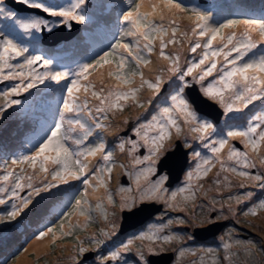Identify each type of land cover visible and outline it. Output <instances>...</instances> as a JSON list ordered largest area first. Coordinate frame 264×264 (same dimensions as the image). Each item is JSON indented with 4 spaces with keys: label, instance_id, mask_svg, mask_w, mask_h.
Segmentation results:
<instances>
[{
    "label": "rangeland",
    "instance_id": "rangeland-1",
    "mask_svg": "<svg viewBox=\"0 0 264 264\" xmlns=\"http://www.w3.org/2000/svg\"><path fill=\"white\" fill-rule=\"evenodd\" d=\"M3 0H0V7H3ZM129 0H85L83 6V14L85 15V22L78 23L76 21H68L67 24L64 23L66 27H72V23H78L79 28L83 29L75 38L71 41L63 43L61 48H66L71 45L75 46V52L73 54H78L83 51H87L93 47H98L100 44H104L102 53H100L95 59L103 55L105 52L110 51L112 45L116 43V35L113 27L117 23L125 25L123 23V9L126 7V4ZM218 1L222 0H180V2L188 9L185 13L177 14V23L179 25V31L177 33L178 38L180 33L189 30V36L184 37L179 44H169L165 49V53L168 55L178 54L179 55V72L173 73L169 69L173 66L169 60H165L159 56V41L155 42V51L148 57L151 60V64L143 68L145 80L155 81L157 76L161 77L160 91L158 93L149 89L147 84H145L136 94L135 100L129 98L127 101H120L123 110L112 109L106 113H98L95 111V106L99 103L94 98L91 97V93L87 94L89 98V107L91 108L92 115L85 116L89 117V120L86 124L91 127L92 135L86 141L87 145L94 146L97 143L103 142L106 145L108 151L113 152V161L114 164L110 163L109 166H112L113 170L111 173V178L109 179L108 174L104 173V179L107 183V188L99 187L96 190H93L92 187L86 186L82 183L84 177H81V180H72L70 179L66 184H59L57 187L50 189L48 192H41L39 196L33 194L32 202L27 208H25L20 215L16 216L15 219H10L7 217V213L11 210V204L16 203L20 204V200L16 198L9 199L11 196V189L14 183V179H10L7 183L3 181L2 177L6 171L12 169L14 166L11 164L13 159L20 158L24 155L30 154L34 149L36 144L40 143L42 139L48 134L51 126L49 120L52 116H57L62 112L63 99L65 97V92L59 90V94L55 97L51 105L43 108V105H35L32 103L29 106L28 111H40V125L39 132L35 139L31 140L32 133L29 131V136H24L21 141L23 143L22 149H17L14 151L16 156L9 157L8 152H5L6 158L0 157V189H8L7 192L0 191V199H4L6 203L0 204V258L4 257L3 260L0 259V264H17L18 259L29 250L32 245L37 243L35 237L40 231L46 230L48 227H53L55 231V240L53 239V234L50 233L48 236L51 237V242L49 247L44 250L36 251L35 249L30 248V262L27 264H76V261L79 260L80 264H91L82 262V258L76 255V248L80 245L78 241L83 242V246L88 249L98 250L102 255L99 256H108L112 251L121 250L122 255H130L129 260H125L122 264H135V249L141 243L147 245L149 242L147 240L140 241L135 240L134 237L141 235H132V238H127L121 236L118 232L119 224L121 221V212L123 209L129 207H122L125 204H132L133 199L135 203L140 200V197H137L133 192L137 190H147L151 187L150 182H154L153 178L156 177L158 171L155 173H146L143 175L141 171L147 169L151 161L145 160L142 164H136L135 159H143V157L148 155V147L142 146L138 150L129 154V145L125 144V149L123 152L120 151L118 145L121 140H127L129 138L134 139L139 142L140 145L144 144V141L135 136L133 133V128L137 127L139 124L149 121L152 115L158 113L160 107L166 106L170 103V96L175 94L178 88L184 83L179 79L181 73L186 71V69L192 64L199 61L203 48L197 49L195 53L190 51V46L192 43L199 40L200 43H204L207 38L200 39L199 37L192 36L190 33L191 22L185 17L192 14V10L203 13L209 17V25L212 27L219 26L220 24L226 23L228 20L232 19H249L248 17L241 15L238 10H231L232 14L221 15L219 14L220 10L223 9V12L228 11V8L225 7V4H229V1H226L225 4L218 5ZM46 5H51L55 7H67L69 4L74 3L75 0H41ZM129 4V3H128ZM97 8L100 12L103 10L104 19H99V15H96L94 9ZM5 12L11 11L5 9ZM108 10V11H107ZM127 7L125 11H127ZM4 15L0 14V25L4 24ZM63 18L61 17H52L48 16L46 18L49 21V26L53 28L58 22ZM7 21V18H6ZM2 26L0 28V34L3 33L9 38L14 39L10 31L6 32V29ZM125 26H121L117 39H123L122 30ZM235 31L238 36L244 31L243 25L237 26L235 29H225V36L230 32ZM40 34V32H39ZM60 34H62L60 32ZM16 34H14L15 36ZM171 32L169 31V36ZM66 37V36H65ZM87 38H89L87 40ZM127 41H121L123 43L133 42V38L129 37ZM255 39H259L258 34H254ZM168 39V37H165ZM17 43H20L22 46L26 47L25 44L20 41L18 38L14 39ZM220 41L214 43V47L219 46ZM36 47L44 48L39 42L35 43ZM54 48V47H51ZM62 51L60 45L57 47ZM77 50V51H76ZM263 51V49H260ZM29 55H39L29 51L25 53V56ZM62 58H67L69 56H63ZM147 56V54H145ZM48 60L52 57H47ZM220 63H223V58L219 57ZM24 57H19L16 60L11 61L12 63H23ZM210 63V61H209ZM82 65V63L80 64ZM79 65V66H80ZM79 66L75 69L78 70ZM208 65H203L202 68L207 67ZM36 68L37 72H43L44 69L40 63H37L33 66ZM53 71H68L69 69H59L52 62L51 66ZM114 69L115 65H106L103 69H100L99 72L93 73L89 77L91 81L95 84V89L100 90L101 87H104L105 92L109 88L116 85L114 78L108 76L109 68ZM219 68V65H218ZM27 71V70H25ZM103 75V85L100 83V74ZM201 73V69H196L190 76H185V81L195 82L193 77L198 76ZM219 76L218 71H214L212 76L205 78L202 84L205 86L214 82ZM189 77V79H186ZM19 83V81H0V90L11 87L13 84ZM27 83V81H25ZM64 83V82H61ZM87 81H82V84H86ZM201 83H197L201 88ZM48 84V85H47ZM166 84V88H165ZM7 85V86H5ZM52 85H58L55 82L45 81L43 84L37 83L36 87L31 88L27 91V95H30L37 99L39 91L48 86L53 88ZM140 85V77L135 78V83L133 85L122 86L123 91H127L130 87L135 88ZM162 89H165L162 91ZM167 90H171L167 93ZM23 93V92H22ZM21 95V93H20ZM81 99L85 98L83 91L78 93ZM185 95V93H184ZM226 94V99H227ZM19 96H12L10 99H18ZM186 97V96H185ZM187 98V97H186ZM21 100V99H18ZM38 102V100H36ZM40 101H43L40 99ZM149 101H151L149 103ZM4 104L3 98H0V105ZM220 104V103H219ZM142 105V106H138ZM221 105V104H220ZM222 106V105H221ZM250 106V105H249ZM223 107V106H222ZM224 108V107H223ZM249 108V107H248ZM247 108V109H248ZM225 109V108H224ZM247 109L242 111H233L231 113L226 112V116L223 119L221 125L214 124L211 122L213 131L208 133H203L204 139L201 140L198 137L200 133L192 132L189 130L190 127L195 125H186L183 123L182 119H178V123L181 125L183 131L177 135L175 129H172V138L164 142V147L161 149L159 158L164 154V151L171 147L176 140L180 139L181 141L188 144L191 149L190 158L188 159L191 163L187 166L184 174L182 175L180 182H176L175 189H169L171 184H168V176L165 181L164 187L167 189L165 193V200L171 195L172 192H177V199L174 203L179 205L177 210L170 208L168 203H165L164 200H156L151 198V201L164 205L166 211L169 213L165 221L152 226L151 229L146 231L144 234H151L156 232L157 236L161 239L156 240L152 243L154 248L153 253H171L172 256L169 259L165 257L163 261L159 264H213V260L219 257L217 264H264V210L258 209L257 215H244L246 211L252 208L254 205L258 204L259 201L264 200V188L260 187L259 181L243 179L232 173H220L219 179L222 181L220 185H216L214 181L218 178L217 173L219 172L220 166L217 164L212 170L208 173L206 177H202L200 180H196L195 176L191 181L192 188L189 191L179 193L180 188H187L189 181L187 180V174L189 172L195 173V169L198 164L201 163L203 157H211L212 153L208 148L205 147V144H210L213 140L219 139L221 135L227 133L229 130L245 128L248 125V119L246 118L245 112ZM237 113L238 119H243L240 125H232L229 123L233 113ZM243 113V115H241ZM19 111L15 108V105H12L9 108H6L2 114H0V137L2 131L8 125L10 121L16 119L15 117L19 115ZM262 114V113H259ZM258 114V115H259ZM200 122L210 121L206 118L200 117L197 114ZM107 117V118H105ZM46 120H48L46 122ZM101 120L102 127L97 128L94 121ZM85 122V121H84ZM15 128H18L17 123ZM229 123V124H228ZM27 125H24L26 127ZM24 127H21V131L17 133L18 137L21 133H25L26 130ZM110 129V130H109ZM125 133L126 135H122ZM155 132L149 131V135H155ZM79 135V132L76 133ZM230 141V144H234L237 148H242L241 140L238 138ZM15 137L5 138V143L9 147H15L16 143ZM1 144V142H0ZM1 146V145H0ZM75 148V146H72ZM141 150V152H140ZM19 153V154H18ZM196 153H200V156H196ZM228 149L225 148L221 156L222 158H227ZM261 153L264 154V147L261 148ZM4 154V153H3ZM4 154V155H5ZM180 155V154H179ZM1 156V155H0ZM155 159V158H154ZM159 159L155 160L156 161ZM89 181L91 185H96L98 181L94 176L91 175V171L97 167L102 166L103 161L101 160L100 154L96 157H89ZM157 164V163H156ZM26 174H32L33 169H30L27 164L23 165ZM156 168V167H155ZM243 170V169H241ZM19 172V168L16 169ZM39 171L38 169L36 170ZM253 175L260 174L264 175V166H261L257 162V167L255 169H250ZM128 175V183L125 184L121 181V176L123 174ZM160 174V171H159ZM44 175L39 174V176L33 181V186H39L41 180H43ZM99 175V174H98ZM126 175V176H127ZM161 175V174H160ZM159 175V176H160ZM227 175L230 178L231 186H226L223 183V177ZM139 176V182L137 183V177ZM147 177V178H145ZM92 178V179H91ZM48 181H51L50 173L47 174ZM243 182L245 187L241 188L240 183ZM52 183H56L52 181ZM199 185H203L202 188ZM87 188V195H85V189ZM121 189H124L123 191ZM134 189V190H133ZM75 190V194L71 197L69 196L70 192ZM17 195L19 197H27L29 192L32 189L25 187L22 191L17 189ZM195 193L194 199H189L185 201L183 198L185 196H190L192 193ZM251 192L253 195L251 198L245 199V193ZM111 195L112 202L110 203L107 199V196ZM231 197V199H229ZM239 198L240 202H237ZM58 199V200H57ZM74 199V200H69ZM33 200L40 201L45 200L48 208L40 211L42 215L38 218L35 225L27 228V225H31L30 213L35 210L36 203H33ZM69 200V202H68ZM87 200L88 205H90V215L92 220L87 223L85 226V218L78 215H66L68 213H73L76 207V201ZM54 201V203H53ZM214 201V203H213ZM69 203V204H68ZM134 203V204H135ZM50 204V205H49ZM97 204H100V207H96ZM133 205V204H132ZM215 212V215H214ZM177 213V214H175ZM75 217L77 220L75 221ZM215 217L216 220L226 221L227 225L222 229L221 227L217 232L212 233V229L203 231V238L208 237V240L204 242L198 241V238L194 235V230L198 228L208 227L211 223L217 222L216 220L212 221ZM183 219L184 224H180L179 220ZM39 221V222H38ZM75 221V222H74ZM212 221V222H211ZM63 222L64 228L63 232L61 231L60 225ZM79 225V226H77ZM71 226V227H70ZM33 227V228H32ZM89 228L88 232H81L82 229ZM159 229V231H157ZM71 232V235H64V233ZM76 232V233H75ZM16 233L17 240L15 244L8 246L11 242L12 236ZM33 234L27 241V237ZM104 233H107L105 235ZM30 234V235H29ZM165 235H176L181 239L173 240L171 242H164L163 236ZM90 237H95L97 241H103L102 244L97 245L95 242L90 241ZM212 237V238H211ZM210 238V239H209ZM130 239H133V244L131 245V252H124L122 245L127 243ZM236 241L240 242H251L248 245V251L243 247L237 248ZM18 243V244H17ZM229 243L233 245L230 250H225L223 245ZM12 247V248H11ZM10 249V250H8ZM116 249V250H113ZM93 250H91L93 252ZM87 251V252H88ZM183 251V254H181ZM238 253V255H237ZM94 252L91 256H93ZM152 254V253H151ZM231 255L232 259L229 261H224V255ZM121 255V257H122ZM145 255L148 257L150 254L147 253L145 249ZM90 256V257H91ZM100 263V262H99ZM150 264V263H149Z\"/></svg>",
    "mask_w": 264,
    "mask_h": 264
},
{
    "label": "snow or ice",
    "instance_id": "snow-or-ice-1",
    "mask_svg": "<svg viewBox=\"0 0 264 264\" xmlns=\"http://www.w3.org/2000/svg\"><path fill=\"white\" fill-rule=\"evenodd\" d=\"M21 2L28 6L39 9L52 17L63 18V23L68 21H76L78 23L85 22V15L83 14V6L85 0H75L74 3L67 7H55L46 5L41 0H21ZM188 9L180 2V0H129V8L123 13V23L125 24L122 30V35L125 37H132L133 42L123 43L117 41L112 45L110 51L105 52L91 63H85L79 66L75 72L68 71H53L51 61L39 55L25 56L29 50L27 47L17 43L14 39L7 35H0V81H19L11 87L0 90V98H3L4 104L0 105V114L6 108L12 105H18L20 100L10 99L12 96H18L22 92H27L29 89L36 87L37 83L43 84L45 81L55 82L61 84L64 82L65 97L62 103V112L59 121L55 122L54 126L50 128L48 134L35 147V149L27 155L20 158L13 159L11 164L12 169L6 171L2 179L8 182L14 179L11 189V196L9 199L16 198L20 200V204H11V210L7 213V217L15 219L16 216L29 206L32 202V196L35 194L39 196L41 192H48L50 189L57 187L59 184H66L70 179L81 180L86 186L92 187L93 190L99 187L107 188V183L104 179V173L111 178L112 166L114 164L113 152L106 149L103 142L97 143L94 146L87 145L86 141L92 135V129L86 122H84L82 114L88 116L92 115L89 107V98L87 94L90 92L91 97L99 103L95 106V111L98 113H106L112 109L123 110L120 101H127L129 98L135 100L137 92L145 84L148 88L158 93L160 91L161 77L157 76L155 81L145 80L143 68L151 64L148 58L155 51V42L159 41V56L172 63L169 69L171 72H179L178 62L179 55H168L165 49L169 44H179L182 38L189 36V30L180 33L178 38L179 25L177 23V14L185 13ZM0 14L6 18L16 19L14 12H5L3 7H0ZM191 22L190 33L192 36L200 39L207 38L202 44L197 40L190 46V51L195 53L197 49L203 48L204 51L198 62L192 63L186 71L180 74L179 79L184 83L178 88L175 94L170 96V103L166 106L160 107L158 113L152 115L151 119L145 123L139 124L133 128L135 136L140 137L144 144L140 145L134 139L121 140L118 147L121 152L125 149V144L129 145V154L138 150L139 147H148V155L143 159L136 158V164H142L145 160L151 161L152 164L144 173H155V160L159 159L161 149L164 147V142L172 138V129H175L179 135L183 129L178 123V119H182L186 125H195L189 130L196 133H208L210 130L215 131L211 123L200 122L195 109L192 107L189 100L184 95V90L190 87L191 84L185 81V76H190L196 69H201V73L193 77L196 83H201L206 77L212 76L214 71L219 72V76L214 82L208 83L206 86L201 83V91L209 99L216 100L220 103L226 112L242 111L252 105L254 101L264 99V19H232L219 26L212 27L209 25V17L203 13L192 10L191 15L185 17ZM25 33L31 35L34 32H40L45 28H49V21L42 17H34L31 19L16 21ZM243 25L244 31L238 34L235 31L230 32L225 36V29H235L237 26ZM49 30H51L49 28ZM169 31L171 35L169 36ZM254 34H258L259 39L254 38ZM168 37V39H165ZM220 41L219 46L214 47V43ZM147 54V56L145 55ZM19 57H24L23 63H12ZM219 57L223 58L221 64ZM210 61V63H209ZM40 63L46 69L43 72H37L33 66ZM208 65L202 68L203 65ZM106 65H115V68H109L108 76L114 78L117 82L115 86L105 92L104 87L99 91L95 89V84L89 79L93 73L99 72ZM219 65V68H218ZM27 70V71H25ZM140 77V85L135 88H129L123 91L122 86L133 85L135 78ZM27 81V83H25ZM82 81H87L82 84ZM100 83L103 85V75L100 74ZM83 91L85 98L81 99L78 93ZM226 94L227 99H226ZM151 101H149L150 103ZM142 106V105H138ZM68 114V115H66ZM107 118V117H105ZM67 124V127H65ZM97 128L102 127L100 123H96ZM149 131L155 132V135H149ZM79 132V135L76 133ZM203 140L204 136L198 137ZM241 140L242 148H237L234 144H230L231 140ZM75 146L73 148L72 146ZM205 147L212 153L211 157H203L200 164L197 165L195 173L189 172L187 180L189 184L187 188H180L179 193L189 191L192 188L191 181L194 176L196 180L206 177L208 173L219 164L220 169L217 173V179L214 181L216 185H220L222 181L219 179L220 173H232L238 177L248 180L260 182V187L264 188V175H253L250 169L257 167V162L264 166V154L261 153V148L264 147V113L254 115L248 122L247 127L240 129H233L220 136L219 139L213 140L210 144H205ZM227 148V158L221 156L222 151ZM98 154L103 161L102 166H97L91 171V175L96 178L98 183L91 185L89 175V157H96ZM200 156V153H196ZM155 158V159H154ZM27 164L30 169H33L32 174H26L23 165ZM19 168V172L16 169ZM39 170L38 172L36 170ZM243 169V170H241ZM44 175L40 185L34 187L33 181L39 176ZM51 175V181H48L47 174ZM99 174V175H98ZM147 178V177H145ZM167 177L161 175L159 179L150 182L151 187L147 190L141 189V199L154 198L156 200H164L168 206L173 209H179V205L174 203L177 199V192H172L165 200L164 184ZM55 181L56 183H52ZM139 176L137 177V183ZM223 183L226 186H231L229 176L223 177ZM25 187L32 189L27 197H19L17 189L23 190ZM200 188L203 185H199ZM240 187H245L243 182ZM122 191L124 189H121ZM0 191L7 192L8 189H0ZM87 195V188L85 189ZM245 199L251 198V192L245 193ZM195 193L191 197L185 196V201L194 199ZM108 201L112 202L111 195L107 196ZM231 199V197L229 198ZM237 202H240L237 198ZM6 201L0 199V204ZM135 203L133 199L132 204ZM214 203V201H213ZM132 204H125L122 207H131ZM90 205L87 200L76 201V207L73 213L66 215H78L85 218V226L92 220L90 213ZM96 207H100L97 204ZM258 209L264 210V200L259 201L244 215H257ZM180 224H184L183 219L179 220ZM79 226V225H77ZM71 227V226H70ZM63 232V222L60 225ZM159 231V229L157 230ZM50 233L53 234L55 240V231L53 227H48L46 230L40 231L35 237L37 240H42ZM107 235V233H104ZM64 235H71V232L64 233ZM90 241L97 245L103 241L95 240V237H90ZM135 240L145 241L147 245L141 243L137 246L135 251V264H149V260L145 255L151 254L154 251L152 243L161 239L156 232L151 234H141L134 237ZM164 242H171L173 240L181 239L176 235L163 236ZM251 242L236 241V247H243L248 251V245ZM80 245L76 248V255L82 256L88 249L83 246L82 241H78ZM133 239L122 245L124 252H131V245ZM233 245L225 243L223 248L227 251ZM183 254V251H181ZM122 255L121 250L112 251L108 256L100 257V264H111L112 261L118 260ZM238 255V253H237ZM232 257L229 254L224 255L223 260L229 261ZM219 257L213 260V264H217ZM76 264H80L77 260Z\"/></svg>",
    "mask_w": 264,
    "mask_h": 264
},
{
    "label": "clouds",
    "instance_id": "clouds-1",
    "mask_svg": "<svg viewBox=\"0 0 264 264\" xmlns=\"http://www.w3.org/2000/svg\"><path fill=\"white\" fill-rule=\"evenodd\" d=\"M12 1H14V4H15V6H13V5H11L10 3H7L6 2V0H3L2 2L4 3L3 4V6H4V8L5 9H9V10H12V12H14L15 14H16V19L15 20H13V19H11V18H7V21H6V17H4V19H3V21H4V24L3 25H0V28L2 27V26H4L3 28H5L6 29V32L9 30L10 31V34H11V36L15 39V38H18L20 41H22L24 44H25V46L28 48V50H29V53L30 54H32V53H34L35 52V54H40V56H42V57H44L45 59H47V57H52V59H50V61L57 67V68H59V69H69L71 72H73V69H76L81 63L82 64H85V63H91L93 60H95V58L100 54V53H102L103 52V50H106L105 48H103V46H104V44H100L98 47H93V48H91V49H89V50H87V51H83V52H81V53H78V54H73V53H75V46L74 45H71V46H69V47H66V48H61V46H62V44L63 43H66V42H69V41H71L73 38H75L83 29H80L79 27H75L76 29H77V32L75 33V34H73V35H70V33H68L70 30H71V28L72 27H66L65 25H64V23H63V19L60 21V22H58L57 24H56V26H54L53 28H51L50 26H49V28L51 29V30H54V29H56V28H58V27H60L61 25H64L65 26V32L66 33H68V34H64L63 33V36H61V39L59 40V41H53V38L52 37H50V38H48L47 39V42L46 43H44L43 42V39H44V31L42 30V31H40V34H39V32H34V33H32L31 35H29V34H27V33H25L24 32V30L23 29H21L20 27H19V25L16 23V21H23V20H27V19H31V18H34V17H42L43 19H45L46 20V18L47 17H45V16H43V15H41V14H38V13H36V12H29V11H20L19 10V4L20 3H23V2H21V0H12ZM18 3V4H17ZM129 1L127 2V4H126V7H127V9L129 8ZM23 4H25V3H23ZM26 6H28L27 4H25ZM30 7V6H29ZM126 7L123 9V13L125 12V9H126ZM257 10V9H256ZM259 10V9H258ZM261 12H262V10H260ZM47 14V13H46ZM48 15V14H47ZM0 23H1V20H0ZM121 26H125V25H121L120 23H117L116 25H115V27H113V29H114V31H115V35H116V43H117V41H127L128 39L130 40V38L129 37H123V39H117V35H118V33H119V30H120V28H121ZM49 28H45V31L46 32H49V31H51V30H49ZM14 34H16L15 36H14ZM0 35H5V34H3V33H1ZM66 36V37H65ZM89 38H87V40H88ZM36 42H39L40 44H41V46H43L44 48H40V47H36L35 46V43ZM60 45V48L62 49V51L61 50H59L57 47ZM51 47H54V48H51ZM93 51V53L91 52V51ZM77 51V50H76ZM263 51H264V49H263ZM62 54H64L63 56H69V57H67V58H62ZM94 54H96V55H94ZM80 63V64H79ZM77 64H79V65H77ZM77 71V70H76ZM186 79H189V77H187ZM54 83V82H53ZM191 85L192 84H196L197 85V87L199 88V90H200V92L203 94V92L201 91V88H200V86L196 83V82H189ZM48 85V84H47ZM5 86H7V85H5ZM53 86V88L54 89H52V88H49L48 86H45V87H43L40 91H39V93H38V95H37V99H35V100H33L34 98L33 97H31L30 95H27V92H23V93H21V95H18L19 97H18V99H21L20 101H22V102H24V101H27L30 105L32 104V103H35V105H43V108L44 107H47L48 105H51L52 104V102H53V100L55 99V97L59 94V90H61V92H65L64 91V87H63V85H52ZM165 88H166V86H165ZM165 90V89H164ZM51 92V96L49 97V99H45V98H43V96L44 95H46L48 92ZM162 91H163V89H162ZM184 93H185V96L187 97V99L189 100V102L191 103V105H192V107L195 109V111H196V113L200 116V117H203V118H206V119H208L209 121H210V123L212 122V123H214V124H219V125H221V123L223 122V115H226V111H225V109L216 101V100H212V99H209L208 97V99L209 100H211V101H213L216 105H217V107L221 110V115H220V117H219V120L218 121H216L215 120V118L216 117H218V115L216 114V115H214L213 117H211L210 116V114L209 113H206L205 111H198L195 107H194V105H193V103L190 101V99H189V96H188V94H187V92H186V88H185V90H184ZM204 95V94H203ZM42 96V97H41ZM205 96V95H204ZM41 97V98H40ZM206 97V96H205ZM40 99H42L43 101H40ZM36 100H38V102L36 101ZM48 100H51V102H48ZM22 104H18L17 105V107H18V111H19V113L20 114H24V111H21V110H24V108H23V106H21ZM62 105V104H61ZM43 108L41 109V111L43 110ZM25 109H26V111L28 112V113H30L29 111H28V109H29V107H25ZM203 114V115H201V114ZM259 113H264V100H262L260 103L259 102H257L256 104H252V105H250L249 106V108L247 109V111L245 112V114H246V118L248 119V121L254 116V115H258ZM242 115H243V113H242ZM235 116L236 115H232V117L233 118H235ZM53 117H55V116H52L51 118H53ZM236 120H239L240 122H238V125H240L241 124V121L243 120V119H238V117H237V119ZM122 135H126L125 133H123ZM199 135H202L201 133L199 134ZM33 137L31 136V139H32ZM180 142H181V152H180V155L181 154H184V151L185 150H187V153H186V155H187V162H186V165H185V167H184V170L182 171V174H181V177H182V175L184 174V172H185V170L187 169V166H188V162H189V155H190V152H189V147H184V145H183V141H181L180 139H178ZM177 141V140H176ZM237 141H235V143H236ZM238 143V142H237ZM239 144V143H238ZM175 146H176V143H174V148L172 149V151H174L175 150ZM167 151H171V150H167ZM167 151H165V153H164V155L166 154V152ZM140 152H141V150H140ZM163 155V156H164ZM163 156H161V158L163 157ZM160 158V159H161ZM160 159H159V161H160ZM158 166V165H157ZM124 176H125V178H126V180H127V182H124V181H122V179H121V181L123 182V183H125V184H127L128 183V181H129V177H128V175L127 174H123ZM122 175V176H123ZM127 175V176H126ZM122 176H121V178H122ZM167 176H169V174L167 175ZM181 177H180V179H181ZM180 179L178 180V181H180ZM177 181V182H178ZM174 183H176L175 181L171 184V185H173ZM143 204H151V203H147V202H142V203H140L138 206H136V207H134L133 209H135V208H137V207H139V206H141V205H143ZM159 205H161V207H160V210H159V212L162 210V208H163V206H162V204H159ZM133 209H130V210H128V209H123L122 210V212H121V219L123 220V215H122V213H123V211H126L125 213H128L129 211H131V210H133ZM127 218V217H126ZM144 218V217H143ZM143 218H131V220L129 221V224H127V225H125V228H122L121 226H120V224H119V230H118V232H119V234H123L126 230H127V226H135L136 224H138V223H140L141 222V220H143ZM128 219V218H127ZM75 220H77V217H75ZM122 221H120V223H121ZM219 222H224V224L223 225H225L227 222L226 221H224V220H222V221H217V223H219ZM213 223H215V222H213ZM223 225H218L219 226V228L221 227H223ZM226 226V225H225ZM217 232V231H216ZM215 234V233H214ZM31 235H33V234H31ZM30 235V236H31ZM199 240H201L202 242H204L206 239H208V237H205V238H198ZM27 241V240H26ZM88 255H85L84 257H87ZM159 262H161V261H159Z\"/></svg>",
    "mask_w": 264,
    "mask_h": 264
},
{
    "label": "water",
    "instance_id": "water-1",
    "mask_svg": "<svg viewBox=\"0 0 264 264\" xmlns=\"http://www.w3.org/2000/svg\"><path fill=\"white\" fill-rule=\"evenodd\" d=\"M7 3H10L11 5L15 6L14 1L12 0H6ZM18 4V3H17ZM19 10L20 11H29V12H36L38 14H41L45 17H48L49 15H47L46 13H44L43 11L39 10V9H35L29 6H26L23 3L19 4ZM75 27H79L78 23H72V28L71 30L68 32L70 33V35H73L77 32V29ZM44 31V39L43 42L46 43L47 39L52 37L53 41H59L61 39V36H63V33L66 35L68 33L65 32V26L61 25L60 27L51 30L49 32H46L45 29H43ZM60 32L62 34H60ZM164 90V89H163ZM186 92L189 96L190 101L193 103L194 107L198 110V111H205L206 113H209L211 117H213L214 115H218V117L215 118L216 121L219 120V117L221 115V110L217 107V105L209 100L207 97H205L199 90V88L197 87L196 84H192L190 87L186 88ZM181 142L179 140L176 141V146H175V150L174 151H167L166 154L160 159L159 163H158V167L159 169L162 167L164 168H169L170 171L172 172V174H169L168 176V184H172L174 181H178L181 177L182 171L184 170V167L186 165L187 162V150L184 151V154H180L181 152ZM178 149V150H177ZM178 152V153H177ZM160 171V170H159ZM122 181L127 182L125 176H122ZM150 204H143L131 211H129L128 213H125L126 211H123L122 215L123 220L121 222V227L125 228V225L129 224V222L127 221L128 217L130 216L131 218H143V215H141L140 211L148 206ZM161 205H159V210H160ZM127 217V218H126ZM224 222H215V223H211L208 227H203V228H198L194 230V235L197 238H202L204 236H202L203 231H206L208 229H212V233L216 232L219 230V226L218 225H223ZM206 237V236H205ZM169 259L172 256V252L171 253H163L159 256H151L150 260L154 261V259L159 258V261H163L165 257H168ZM162 263V262H161Z\"/></svg>",
    "mask_w": 264,
    "mask_h": 264
},
{
    "label": "flooded vegetation",
    "instance_id": "flooded-vegetation-1",
    "mask_svg": "<svg viewBox=\"0 0 264 264\" xmlns=\"http://www.w3.org/2000/svg\"><path fill=\"white\" fill-rule=\"evenodd\" d=\"M201 114V113H200ZM201 115H203V114H201ZM183 145H184V147H189V152L191 151V147L188 145V144H185V142L183 143ZM174 148V144L171 146V147H169V148H167L165 151H167V150H172ZM178 150V149H177ZM165 151H164V153H165ZM178 153V152H177ZM190 154H191V152H190ZM164 155V154H163ZM162 155V156H163ZM189 157H190V155H189ZM161 158V157H160ZM159 158V159H160ZM157 163V164H156ZM156 163H155V165H154V167H156V170L158 171V173L156 174V177L155 178H153L154 180H157V179H159V177L161 176V175H164L165 176V174L166 175H168V174H172V172L170 171V169L169 168H160L159 169V167L157 166L158 165V163H159V160H157L156 161ZM191 162L189 161L188 162V165L190 164ZM159 170H160V174H159ZM141 173L143 174V175H145L146 173H144V171H141ZM160 175V176H159ZM178 182H180V181H178ZM176 183H174L173 185H171L170 186V188L169 189H175L176 187ZM134 190V189H133ZM134 193H135V195L137 196V197H141V195H142V192H141V190H137V189H135L134 191H133ZM142 202H147V203H151L150 205H148V206H146V207H144L141 211H140V213H141V215H143V220H141V222L140 223H138V224H136L135 226H127V230L123 233V234H120L121 236H125V237H127V238H132L133 236L132 235H138V234H140V233H142V234H144L146 231H148L149 229H151L152 228V226H154V225H156V224H158V223H160L161 222V219L163 218V220L162 221H165V218H166V216L169 214L166 210V207H164V205H163V208H162V210L159 212V203H156L155 201H151V198H148V199H141L140 198V200L137 202V203H135V204H133L130 208H127L128 210H130V209H133L134 207H136V206H138L140 203H142ZM175 214H177V213H175ZM214 215H215V212H214ZM216 218L217 217H215L212 221H214V220H216ZM131 220V217L129 216L128 217V222ZM121 221H122V219H121ZM211 221V222H212ZM216 221H219V220H216ZM225 225H227V223L225 224ZM225 225H223V227H222V229L225 227ZM120 226H121V223H120ZM88 229L89 228H84V229H82L81 230V232H88ZM76 233V232H75ZM212 238V237H211ZM210 239V238H209ZM206 240H208V239H206ZM198 241H200L199 239H198ZM202 242V241H201ZM91 250H93V249H89V251L88 252H86L85 254H84V256L85 255H88L87 257H84L83 256V258H82V256H80V258H82L81 259V261L82 262H85V263H91V264H100L99 262H100V260L98 259L99 258V256H101L102 254L98 251V250H93V252H94V254H93V256H91L92 255V251ZM113 250H116V249H113ZM136 250V249H135ZM91 256V257H90ZM151 256H159V253H152V254H150L148 257H147V259L149 260V263L150 264H159V258H156V259H154V261H151L150 260V257ZM130 259V255H128V254H123L122 255V257H120L118 260H115V261H112L111 262V264H122L125 260H129Z\"/></svg>",
    "mask_w": 264,
    "mask_h": 264
},
{
    "label": "trees",
    "instance_id": "trees-1",
    "mask_svg": "<svg viewBox=\"0 0 264 264\" xmlns=\"http://www.w3.org/2000/svg\"><path fill=\"white\" fill-rule=\"evenodd\" d=\"M243 1H246L247 2V4H244L243 3ZM224 3V1H218V5L220 6L221 4H223ZM251 3H253V5H255V6H257L256 8H257V10L255 9L253 12H250V11H248L247 9H246V7L248 6V5H250ZM231 8L232 9H228V11H226V12H223V9H221L220 10V12H219V14L221 13V15L220 16H222V15H226V16H228L229 14H232L231 13V10H233V9H235V10H238L239 12H240V14L241 15H244V16H246V17H248L249 19H256V20H260V19H262V18H264V0H231ZM260 10H262V12L260 11ZM233 15V14H232ZM233 16H236V15H233ZM91 51V50H90ZM92 53H93V51H91ZM171 90H167V93L168 92H170ZM262 100H264V99H262ZM262 100H257V101H254L253 102V104H256L257 102H261ZM20 104H22L21 106H23V108H24V110H21V111H24V114H19V115H17L15 118L16 119H14L13 121H10L9 123H8V125L5 127V129L2 131V135H1V137H0V142H1V146H0V157H4V159L6 158V155H4L5 153H4V151H5V149H6V146H8L6 143H5V138H13V137H16L17 136V133L19 132V130H20V128L22 127V126H24V125H26L29 121H30V119L32 118V116H33V114L31 113H28L27 111H26V109H25V106H24V104H23V102L22 101H20ZM19 107V106H18ZM18 107H17V105H15V108H17L18 109ZM35 115H37V113L35 114ZM83 120L85 121V122H87L88 120H89V117L88 116H85L84 114H83ZM16 122L17 123V125H18V128H15V124L14 123H12V122ZM90 121V120H89ZM91 122V121H90ZM95 122V124L96 123H102L101 122V120H97V121H94ZM234 122V121H233ZM236 122H238V121H236ZM8 133H10L11 134V136H10V134H8ZM8 135V136H7ZM33 139V138H32ZM31 139V140H32ZM11 148L9 147V150H10ZM4 153V154H3ZM76 191L75 190H73V191H71L70 192V194L69 195H73L74 193H75Z\"/></svg>",
    "mask_w": 264,
    "mask_h": 264
},
{
    "label": "bare ground",
    "instance_id": "bare-ground-1",
    "mask_svg": "<svg viewBox=\"0 0 264 264\" xmlns=\"http://www.w3.org/2000/svg\"><path fill=\"white\" fill-rule=\"evenodd\" d=\"M94 11H95V13H96V15H99V19H104V20H106L105 18H104V16H103V12H105L104 10L102 11V12H100L97 8H95L94 9ZM108 11V10H107ZM76 53V52H75ZM81 53V52H80ZM110 130V129H109ZM8 134H10V133H8ZM8 136V135H7ZM10 136H11V134H10ZM58 200V199H57ZM33 203H36V208H35V210L33 211V212H31L30 213V217H31V220H30V222L32 223L31 225L29 224V225H27V228L26 229H28V228H30L32 225L34 226L35 225V223L37 222V220H38V218L40 217V215H42V213H40V211H42V210H45V209H47L48 208V206H47V204L49 203V201H48V203L46 204V202H45V200H40V201H35V200H33ZM53 203H54V201H53ZM50 205V204H49ZM39 222V221H38ZM33 228V227H32ZM31 234V233H30ZM29 234V235H30ZM17 240V235H16V233L12 236V238H11V242H9V244H8V246H10L11 244L13 245V244H15L14 242ZM50 242H51V237L50 236H46L44 239H42V240H39L37 243H35L34 245H32V247H33V249H35L36 251H41V250H44V249H46L47 247H49V244H50ZM18 244V243H17ZM14 246V245H13ZM32 247H30V248H32ZM12 248V247H11ZM30 248H29V250L28 251H26L19 259H18V261H17V264H27L28 262H30V260H31V258H30ZM8 250H10V249H8Z\"/></svg>",
    "mask_w": 264,
    "mask_h": 264
}]
</instances>
